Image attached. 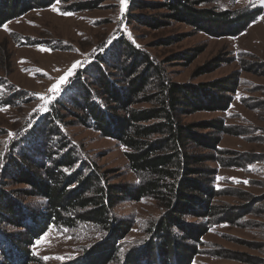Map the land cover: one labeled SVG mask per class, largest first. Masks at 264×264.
<instances>
[{
	"label": "trees",
	"instance_id": "obj_1",
	"mask_svg": "<svg viewBox=\"0 0 264 264\" xmlns=\"http://www.w3.org/2000/svg\"><path fill=\"white\" fill-rule=\"evenodd\" d=\"M55 1L0 0V27ZM208 1L131 0L130 6L165 9L163 18L139 16L151 27L174 20L217 37L237 35L242 29L234 32L236 27L247 26L262 14L250 5L235 11L216 10L203 5ZM88 8L80 2L62 7L63 11ZM109 50L83 63L45 112L12 139L8 152L0 157V264L36 261L31 247L50 226L73 227L78 222L94 224L100 240L83 248L81 256L56 264H192L200 251L196 245L212 218H217L219 213L210 200L220 190L211 183L214 170L202 165L215 160L214 154H195L188 147L194 144L220 151V136L229 130L221 118L184 123L180 116L226 110L238 85L236 74L197 84L175 82L164 77L147 52L124 37ZM200 51L188 49L177 55L190 62ZM224 61L216 55L196 72L210 71ZM25 93L0 81L2 105H16ZM67 116H76L81 125L118 141L125 148L130 169L139 174L138 183L129 186L106 180L63 129ZM18 184L24 187L13 188ZM27 196L38 198V203L29 206ZM143 196L161 199L164 211L147 227L143 240L129 246L119 261L129 224L114 216L112 209L119 199L138 201ZM186 214L204 221L186 223ZM7 226L17 230L9 231Z\"/></svg>",
	"mask_w": 264,
	"mask_h": 264
},
{
	"label": "rangeland",
	"instance_id": "obj_2",
	"mask_svg": "<svg viewBox=\"0 0 264 264\" xmlns=\"http://www.w3.org/2000/svg\"><path fill=\"white\" fill-rule=\"evenodd\" d=\"M75 2L86 3L89 8L63 11L62 7ZM130 2L126 0L121 11L120 0H56L0 27V81L26 92L16 105L0 104V157L8 152L11 140L45 112L66 82L58 85L59 91L51 90L53 85L69 69L72 76L96 53L107 52L120 37L147 52L171 81L197 84L236 74L238 85L226 110H199L180 116L184 123L221 118L229 130L220 136V151L214 153L194 144L188 147L195 154H214L215 160L202 165L214 170L211 183L220 190L210 200L219 214L212 216L209 230L196 245L200 251L192 264H264V0H210L203 4L230 11L250 5L262 11L252 23L236 27L234 32L242 29L237 35L222 37L209 36L174 20L158 28L143 24L139 16L163 18L165 9L134 8ZM188 49L201 51L192 61L184 62L177 54ZM216 55L225 61L210 71L196 72ZM64 120L62 127L71 141L81 146L106 180L129 186L138 183L139 174L130 169L125 148L118 141L81 125L76 116ZM19 187L24 185L13 186ZM24 199L29 206L39 201L32 196ZM161 201L150 196L138 201L122 198L113 207V215L129 224L119 261L129 246L143 240L147 227L164 211ZM183 219L195 224L204 221L189 214ZM100 236L92 223L50 226L31 247L36 261L27 264H56L79 257L83 248L99 241Z\"/></svg>",
	"mask_w": 264,
	"mask_h": 264
},
{
	"label": "snow or ice",
	"instance_id": "obj_3",
	"mask_svg": "<svg viewBox=\"0 0 264 264\" xmlns=\"http://www.w3.org/2000/svg\"><path fill=\"white\" fill-rule=\"evenodd\" d=\"M120 3H121V11H123V6H124V4L126 3V0H120ZM6 27V26H5ZM77 65H73V68H75ZM71 74H72V69H69V71H68V73H66L65 74V76H63V77H61L60 78V80L58 81V83L57 84H54L53 86H52V89L51 90H55V91H59V87H58V85L60 84V83H65L66 81H67V78L69 77V76H71ZM9 135H11V133H9Z\"/></svg>",
	"mask_w": 264,
	"mask_h": 264
}]
</instances>
